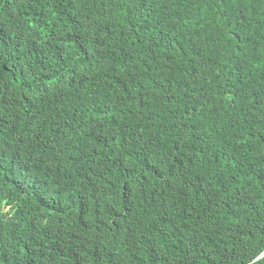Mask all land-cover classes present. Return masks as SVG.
Returning <instances> with one entry per match:
<instances>
[{
	"label": "trees",
	"instance_id": "1",
	"mask_svg": "<svg viewBox=\"0 0 264 264\" xmlns=\"http://www.w3.org/2000/svg\"><path fill=\"white\" fill-rule=\"evenodd\" d=\"M264 0H0V264H264Z\"/></svg>",
	"mask_w": 264,
	"mask_h": 264
},
{
	"label": "water",
	"instance_id": "2",
	"mask_svg": "<svg viewBox=\"0 0 264 264\" xmlns=\"http://www.w3.org/2000/svg\"><path fill=\"white\" fill-rule=\"evenodd\" d=\"M264 256V253L259 257V258H261V257H263Z\"/></svg>",
	"mask_w": 264,
	"mask_h": 264
}]
</instances>
